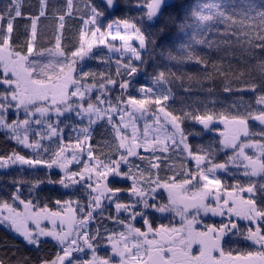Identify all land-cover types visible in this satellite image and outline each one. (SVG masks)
Listing matches in <instances>:
<instances>
[{"label":"snow or ice","instance_id":"1","mask_svg":"<svg viewBox=\"0 0 264 264\" xmlns=\"http://www.w3.org/2000/svg\"><path fill=\"white\" fill-rule=\"evenodd\" d=\"M23 3L9 0L0 8V131L31 154L13 150L0 156V169L27 166L32 178L14 179L8 199L0 197V225L37 251L48 241L55 242L57 250L46 259L25 257L12 264H264V59L254 64L260 83L243 81L233 86L228 77L239 80L244 71L234 72L231 63L225 70L222 59L211 60L193 51V44H199L209 50L215 46L219 52L222 47L231 48L233 37L239 44L243 35L249 47L259 49L258 55L264 57V0H241L239 9L234 4L194 0L176 12L170 10L173 5L168 0H87V15L79 16L82 27L77 43L68 50L61 44L62 35L56 36L54 49H38V22L47 16L49 0H38L35 15H25ZM64 7L63 13L56 14L58 30L65 28L66 17L76 18L74 13L79 11L75 0H65ZM117 10L125 15L111 18ZM105 17L110 19L102 25ZM19 20L29 22L23 42L26 51H17L14 44ZM193 21L197 26L223 24V32L217 29V34L225 39L191 35L190 42L179 45L183 55H173L167 45L157 44L173 30L187 34ZM101 45L108 52L121 53L115 58L114 74L85 70L86 58L102 63L112 59L94 53ZM242 51L253 59L257 56L255 51ZM45 53L49 58H35ZM157 55L177 64L198 65L197 74L202 72L204 80L223 77L226 93L253 95L248 103L239 96V102L231 103L226 111L177 109L169 103L175 99L177 82L190 91L184 81L194 77L167 66L154 69L151 83L139 85L135 89L139 96L134 95L129 91L133 78L142 70L148 75L146 68ZM116 88L120 92L113 97ZM217 123L224 125L218 143L231 149L223 163L214 161L216 149L211 144L194 150L188 142L189 136L197 134L191 126L198 124L213 132ZM96 124L110 126L116 146L112 155L101 158L96 151L100 145L91 144ZM186 124L190 125L187 129ZM141 148L150 156L142 155ZM175 151L195 161V170L188 169L179 180L175 175L161 180L158 172L153 178V173L129 159L147 160L150 168L158 170L160 164L153 161L165 157L157 153ZM230 163L242 170L239 175L247 178L244 182L236 179L229 186L216 175L218 170L228 173ZM25 183L30 195L51 185L74 189L71 195L86 190L88 199L57 198L53 210L48 204L23 198ZM169 214L180 217L179 227L156 226V219H168ZM211 217L220 219L209 223ZM138 219L143 228L135 225ZM104 220L122 230L108 229ZM242 220L247 224L242 225ZM94 223L97 226L92 230ZM241 241L249 242L252 250H233L231 246ZM0 264L5 261L0 259Z\"/></svg>","mask_w":264,"mask_h":264},{"label":"trees","instance_id":"2","mask_svg":"<svg viewBox=\"0 0 264 264\" xmlns=\"http://www.w3.org/2000/svg\"><path fill=\"white\" fill-rule=\"evenodd\" d=\"M9 0H0V8H3ZM87 0H75L76 8L79 10L77 13H74L76 18L66 17L65 20V28L63 30H58V20L56 19L57 13H63L65 10V0H49V8L46 17H41L38 22V49H46L55 47V39L57 35H62L61 44L65 50L71 49L73 45L77 43L78 33L80 28L82 27V20L79 18L80 15H87L86 10L84 9V4ZM99 2V0H96ZM194 0H174L171 5L173 8L170 9L173 12H176L181 5H189L192 4ZM204 3L214 4L221 3L227 5H235L237 9L241 6V0H202ZM123 8V5H121ZM23 12L25 15H35L38 14L39 5L38 0H24ZM231 10V9H229ZM125 15V12L122 10H117L115 15L111 18H115L118 16ZM109 17H105V19L101 22L102 25L106 24L109 20ZM29 22L27 20H19L17 24V30L14 33V44L16 46L17 51H26L23 48V42L25 39V25H28ZM193 27L187 30V34L179 33L177 34L175 30L169 33L168 36L158 39L157 44H165L170 50H172L173 55H183L179 53V45L181 42H190V36L196 35L197 38L206 37L208 40H216L223 41L225 37L217 34V29L220 32H223L224 25L219 23H209L207 26H197L196 23L192 22ZM30 27V25H29ZM254 35V33H251ZM246 37L243 35L240 36V43L237 44L235 42V38H232V46L231 48H221V51H215V46L212 50H209L206 46H202L199 44H193V51L199 55H206L211 60H223V67L225 70H228L229 64L232 65V70L234 72L244 71L245 75L240 77L239 80L233 78L231 75L228 79L231 81L233 86L237 83H242L243 81L249 82H257L260 83L259 74L255 72L254 64L258 62L260 59H264L258 55L259 49L250 48L248 43H246ZM259 43V41L253 40V44ZM248 52L255 51L257 56L255 59L251 56L245 55L244 51ZM99 56H103L104 59H108L110 57L109 52L104 47H97L94 50ZM159 51V50H157ZM234 52L235 55H228L227 53ZM36 59H46L49 58L48 54L45 53L44 57H35ZM51 58V57H50ZM85 65V70L92 72H109L115 73L116 63L115 58H112L109 63H102L98 59H87L83 62ZM165 66L169 68L172 72L185 75V76H193L194 79L191 81L185 80L184 84L187 87H190V91H184L183 88L179 87V81L177 82V86L175 87V99L169 101L170 104H174L177 109L180 107L185 108H196L199 107L201 110H209V111H226L229 110V105L233 102H239L237 98L239 96L246 97L244 103H248L249 100L247 98L252 97L251 92H236L233 91L231 93H226L223 91V77L216 78L214 80H204L203 73L197 74L198 65L194 63H184L177 64L174 62H169L164 58L159 57L158 55L154 60L149 62V65L146 68V72L148 75H145V71L142 70L139 74V79L133 81V86L129 89L130 92H133L134 95H139L135 89L139 85L150 84V76L153 73L154 69L161 70ZM249 72L252 75H249ZM127 79V77H125ZM119 79V77H117ZM209 88L212 90L209 91ZM259 91V89H258ZM120 90L117 88L116 95H118ZM215 101V103H213ZM102 123V122H101ZM255 125L254 122H250ZM190 125H185L187 129ZM194 131L197 133L196 135L189 136V143L192 145L193 149L196 150L200 147L207 148L208 145H212L216 151L214 152L213 159L217 163H223L229 156L228 153H224L222 146L218 143L219 137L215 136L212 133H207L206 130H203L202 127H199L198 124L191 126ZM258 127V125H257ZM94 131L92 132V145L99 144L100 147L96 149L98 154L101 155V158L104 156H109L115 153L116 146L113 143V134L110 126L105 125L101 127L100 124H96L94 126ZM68 139V132L65 129V140ZM73 141L75 140V136L72 137ZM55 146V145H53ZM13 150H16L24 155H30L26 149L20 148L15 141L9 140L6 138V135L3 131H0V156L8 155ZM162 157L160 161H153L154 163H159L160 168L152 169L149 167V163L147 160L141 161L137 159H132L135 163L140 164L142 168L147 171L153 173V178H155V174L159 173V178L161 180H165L168 177L175 175L177 180L183 177V173L188 170V158L185 153H180L179 151L169 152V153H157ZM145 157L150 156V153L142 154ZM31 170H29L25 166H17L11 168L9 170L0 171V197L4 199H8L10 193L14 190L15 185L12 183L14 179H24L28 180L32 177L29 175ZM143 179H147V177H143ZM126 183H131L126 182ZM29 184L25 183L21 186V194L25 199H33L35 203H39L40 205L48 204L50 208L55 210L56 205L53 201L57 198L61 199H80L82 201V197H74L69 193V195L61 196V193L65 191L62 190L59 186H51L45 185L42 186V189L38 192H32L31 195L29 193ZM10 202V201H9ZM157 222V221H156ZM164 222V221H163ZM99 223V218L97 220ZM159 225L160 223L157 222ZM103 225H106L108 229H117V224H114L108 220L103 221ZM97 224H93L91 229L94 230ZM233 250H243L244 247L239 244H233ZM56 245L53 241H48L46 244L42 246V248L37 251L34 248L26 245L24 240H22L19 236H17L12 231L7 228L0 226V259L5 261V264H12L14 261H18L25 257L29 258L32 261H36L39 258H49L55 255Z\"/></svg>","mask_w":264,"mask_h":264},{"label":"rangeland","instance_id":"3","mask_svg":"<svg viewBox=\"0 0 264 264\" xmlns=\"http://www.w3.org/2000/svg\"><path fill=\"white\" fill-rule=\"evenodd\" d=\"M113 43H115V44H117V45H119L121 42L120 41H114ZM134 43V42H133ZM99 47H104V46H99ZM109 54H110V57L111 58H116V57H118V56H120V54L121 53H119V52H109ZM126 56L128 55V54H125ZM51 58H53V59H55V56H53V57H51ZM87 60V58L85 59V61ZM84 62V61H83ZM82 62V63H83ZM137 79H139V74H137L134 78H133V81H136ZM109 87H111V86H109ZM116 90H117V88L114 90V92H113V97H114V95H115V93H116ZM139 96V95H138ZM13 117L10 115V117H9V119H12ZM85 124L87 123V121H85L84 122ZM255 123V122H254ZM94 126L95 125H93V128H94ZM140 128H141V130L143 129V121H141L140 122ZM35 127V126H34ZM216 130L215 131H213V132H208V131H206L207 133H212V134H214L215 136H217V137H219V139L221 140L222 139V137L220 136V131H223L224 130V125L223 124H219V123H217V124H215L214 126H213ZM128 132H129V134L131 133V129H129L128 130ZM243 139V138H242ZM45 143H48L47 141H45ZM29 153H31L30 152V150L29 149H26ZM139 151L141 152V154H146L147 152H144L143 151V149L141 148V149H139ZM223 151H224V153H228L229 155L231 154V149H223ZM249 151H251V150H249ZM70 154V153H69ZM186 155H187V153H185ZM188 158V157H187ZM130 160H132V159H136L135 157H130L129 158ZM188 165H189V168L188 169H192V170H195V161H193V160H191L190 158H188ZM17 166H19V165H15V166H12V167H9V168H7V169H0V171H5V170H9V169H11V168H14V167H17ZM25 167H27V166H25ZM72 167H78L77 165H75V164H73L72 165ZM229 172L228 173H226V172H224V171H222V170H218L217 172H216V175L218 176V177H221V175L222 174H229V173H237V174H239L240 173V171H242L241 169H237V168H235L234 166H232L231 165V163L229 164ZM54 171H58V170H54ZM243 178V180H245V177H242ZM253 179H255V178H253ZM129 182V181H128ZM75 187H78V186H75ZM62 189V188H61ZM62 190H64L65 192H68V193H72L73 191H74V189H70V190H65V189H62ZM166 195V194H165ZM241 195H247L246 193L245 194H241ZM74 197H82V202H86L87 201V199H88V197H87V195H86V190H80V191H78V192H76L75 193V195H73ZM126 198V197H125ZM22 207V206H21ZM56 209V208H55ZM109 211L110 212H112V214H114L115 213V210H114V208L113 207H111V206H109ZM123 215V214H122ZM157 215H159V214H157ZM172 215H174V214H169V218L172 216ZM168 218V219H169ZM163 219V218H162ZM220 219V217H211V218H209V223H211V222H213V221H218ZM156 220H158V219H156ZM164 220H162V222L161 223H164L163 222ZM170 222L172 223L171 225L172 226H176V227H179L180 226V223H181V220H180V217L179 216H176V215H174V216H172L171 217V220H170ZM45 223H47V222H45ZM135 223V225L137 226V227H141V228H143L144 226H143V224H142V222L138 219L136 222H134ZM92 225L93 224H91L90 225V228L92 227ZM0 226H3V225H0ZM50 226V225H49ZM4 227V226H3ZM117 231H120V230H122V227L120 226V225H118L117 224ZM198 227H199V225H198ZM6 228V227H5ZM8 229V228H7ZM9 230V229H8ZM14 233V232H13ZM16 234V233H15ZM17 235V234H16ZM18 236V235H17ZM20 237V236H19ZM22 240H23V238L22 237H20Z\"/></svg>","mask_w":264,"mask_h":264},{"label":"flooded vegetation","instance_id":"4","mask_svg":"<svg viewBox=\"0 0 264 264\" xmlns=\"http://www.w3.org/2000/svg\"><path fill=\"white\" fill-rule=\"evenodd\" d=\"M219 178H221L223 184H225V185H229V186L233 185V184L235 183L236 179H239L241 182H244V181L247 179V178H245V180H243L242 176H240V175L237 174V173H236L235 176H233L231 173H229V174H222L221 177H219ZM165 197H166V195H165ZM172 216H174V215H172ZM172 216H171V217H172ZM171 217H170L169 219H158V220H155V224H156V226H159V225L157 224V222L161 223L162 220H164V224H169V223L172 224V223L170 222ZM156 221H157V222H156ZM240 223H241L242 225H246V224H247V222H246V221H243V220L240 221ZM234 239H236V238H234ZM248 244H249V242L241 241V245L244 247V249H243V250H239V251H241V252H246V251L252 250V249L248 246ZM234 254H235V253H234Z\"/></svg>","mask_w":264,"mask_h":264},{"label":"water","instance_id":"5","mask_svg":"<svg viewBox=\"0 0 264 264\" xmlns=\"http://www.w3.org/2000/svg\"><path fill=\"white\" fill-rule=\"evenodd\" d=\"M174 0H168L169 4H171ZM199 127H202L201 125H198Z\"/></svg>","mask_w":264,"mask_h":264}]
</instances>
